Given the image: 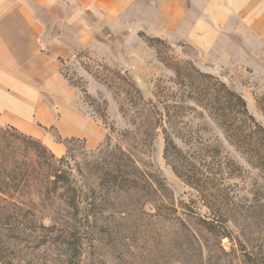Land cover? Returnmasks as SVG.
I'll use <instances>...</instances> for the list:
<instances>
[{
	"label": "rangeland",
	"instance_id": "374dc122",
	"mask_svg": "<svg viewBox=\"0 0 264 264\" xmlns=\"http://www.w3.org/2000/svg\"><path fill=\"white\" fill-rule=\"evenodd\" d=\"M112 39L105 45L108 58L81 50L59 61L82 116L62 109L88 132L68 145L59 143L85 186L88 216L73 231L78 223L61 203H26L21 207L28 212L0 220L2 264H249L245 251L264 264V170L239 149L247 126L239 123L227 133L186 97L190 88L175 82L157 54L158 49L165 58L189 60L223 81L264 126V44L249 37L246 44L208 55L166 41L169 47L129 36ZM120 75L146 104L130 101L128 93L135 92ZM165 133L180 153L170 148L164 156ZM57 135V128H48L42 142L58 143ZM93 162H120L134 183L112 185ZM219 218L228 236L207 229L206 221Z\"/></svg>",
	"mask_w": 264,
	"mask_h": 264
},
{
	"label": "crops",
	"instance_id": "0c3cea01",
	"mask_svg": "<svg viewBox=\"0 0 264 264\" xmlns=\"http://www.w3.org/2000/svg\"><path fill=\"white\" fill-rule=\"evenodd\" d=\"M139 33L208 55L249 37L264 44V0H0V125L40 140L51 126L63 137L88 133L62 109L81 115L58 58H108L112 38L141 41Z\"/></svg>",
	"mask_w": 264,
	"mask_h": 264
},
{
	"label": "trees",
	"instance_id": "16d2710c",
	"mask_svg": "<svg viewBox=\"0 0 264 264\" xmlns=\"http://www.w3.org/2000/svg\"><path fill=\"white\" fill-rule=\"evenodd\" d=\"M139 36L150 46L158 43L169 47L163 39L150 37L144 33H139ZM157 54L159 60L173 70L175 82L181 87L190 88L191 91L187 92L186 97L188 96L198 106L208 110L210 116L227 133L232 132L239 123L247 126V131L239 143V149L251 164L264 170V126L248 112L245 99L214 75L201 72L191 61H181L172 56L165 58L158 49ZM58 60L63 61L60 58ZM120 78L135 92L133 95L123 91L129 94L130 101L137 99L140 100L139 104H146L138 88L126 77L120 75ZM104 80L108 83L106 79ZM163 109L167 110L166 107ZM261 110L264 114V107ZM75 140L77 139L73 137L56 136V141L65 145ZM164 142L165 157L168 156L170 148L180 153L167 133H165ZM119 152L122 156L126 155L121 149ZM66 158V155L57 157L42 140L27 135L11 125H0V220L14 217L23 211L28 212L29 208L23 210L21 206H26V203L35 206L37 198L41 202L48 201L51 207L57 202L58 205L61 203L64 210L78 223V226L73 224L69 229L75 231L80 228L81 219L88 216V212H84L87 195L85 186L80 185L76 180L73 168ZM92 166L99 176L105 174L107 182L112 185L130 186L134 183V180L125 174L126 171L120 162L108 163L102 167L99 163L93 162ZM79 174L83 176L82 172ZM88 204L95 205L93 200ZM50 212L53 210L50 209ZM206 224L208 230L219 232V235L223 237L228 236L225 233L226 226L223 218L216 221L210 219L206 221ZM243 256L249 264H261L259 259L253 257L250 252L245 251ZM0 264H2L1 259Z\"/></svg>",
	"mask_w": 264,
	"mask_h": 264
}]
</instances>
